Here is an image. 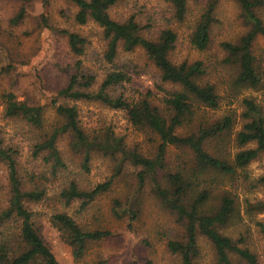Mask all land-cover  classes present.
I'll use <instances>...</instances> for the list:
<instances>
[{"label": "trees", "instance_id": "1", "mask_svg": "<svg viewBox=\"0 0 264 264\" xmlns=\"http://www.w3.org/2000/svg\"><path fill=\"white\" fill-rule=\"evenodd\" d=\"M67 1L77 8L78 24L93 21L102 28L107 62L114 64L121 52L142 48L158 69L160 82L155 89L131 97L118 90L130 79L125 70L113 67L97 84L96 75L87 72L82 60H77L75 72L50 103L54 110L51 122L46 104L19 99L15 92H2L0 87L4 115L20 118L33 129V159L46 166L42 172L34 170L26 180L16 158L18 148L6 146L0 135V164L7 166L10 195L7 205L0 208V264H61L44 237L35 210L37 204L50 199L52 184H58L59 190L53 200L51 225L60 232L73 259L83 261L92 244L108 238L112 231L81 224L62 209L76 201L80 202L81 211L88 207L99 195L111 190L127 165L139 168L138 183L134 192L114 200L113 215L137 220L143 202L139 193L150 186L151 194L179 226L175 234L166 233L167 250L176 264H202V237L212 247L214 264H262L252 239L258 234L264 240V219L258 217L264 213V198L254 194L264 191V174L252 175L249 165L264 153V102L252 96L243 99L242 124L238 129L237 115L232 111L210 119L208 110L220 107L222 95L208 76V65L202 59L172 58L179 38L173 24L187 19L190 0H165L171 15L162 16L165 22L157 27L154 18L142 24L136 14L114 18L112 8L127 0ZM235 1L247 29L236 40L221 42L225 52L221 64L230 74V88L235 93L243 88L264 93V63L253 49L258 36L264 37V0ZM24 15L22 8L13 23ZM215 21L211 6L197 19L189 35L192 48L202 52L209 49ZM61 32L74 55L85 53L89 42L86 36L66 29ZM2 34L0 19V60L4 64L2 71H8L12 64L8 63ZM79 101L124 111L132 125L151 130L159 140L153 156L130 148L125 137L111 127L85 126ZM63 138L67 139L69 150L82 157L85 170L89 171L94 153H99L115 161L114 175L93 188L83 187L75 176L67 174L69 166L59 146ZM170 147L178 150L175 168L169 161ZM234 148L237 150L233 153ZM107 263L104 259L92 264Z\"/></svg>", "mask_w": 264, "mask_h": 264}, {"label": "rangeland", "instance_id": "2", "mask_svg": "<svg viewBox=\"0 0 264 264\" xmlns=\"http://www.w3.org/2000/svg\"><path fill=\"white\" fill-rule=\"evenodd\" d=\"M214 7L215 24L212 33V43L208 50L199 51L190 46L189 35L197 19L209 7ZM25 8V15L18 23H13L14 16ZM77 8L67 0H0V19L3 24L2 43L9 53L8 63L12 68L2 71L0 60L1 91H13L19 99L28 98L33 103L46 104L48 121L54 118L51 101L59 88L63 87L72 73L75 72L77 60H82L87 72L95 74L99 84L105 73L113 67L125 70L130 79L120 92L128 96H139L140 93L155 89L160 82L159 71L148 58L142 48L131 52H121L114 64L104 58L106 41L103 31L95 22L78 24L75 21ZM114 18L123 19L136 14L142 24H147L149 18H154L157 27L165 20L162 16H170V6L165 0H127L111 10ZM264 18V8L261 10ZM50 25V27L47 26ZM173 28L178 33V41L172 58L176 61L202 59L208 65V76L217 84L222 95L220 107L208 110L210 119L218 118L228 112L237 115L241 127L243 99L256 97L264 102V93L253 88H243L235 93L230 88L231 77L221 61L225 52L221 47L223 41H234L245 31L246 26L240 18V8L235 0H190L189 14L182 22H175ZM62 29L76 31L89 40L85 53L74 55L69 48ZM254 52L264 63V37L258 36L254 43ZM7 53V51L5 50ZM7 53V54H8ZM5 63V62H4ZM80 115L85 126L90 128L111 127L117 134L123 135L130 148H135L146 156L152 157L159 143L158 137L151 130L132 125L124 111L110 109L100 103L79 101ZM0 135L6 146L18 148L16 158L21 162V172L29 180V174L34 170L42 172L46 166L35 161L32 156L33 129L20 118H7L4 115V104L0 98ZM70 171L67 174L75 176L85 188H93L98 183L105 182L115 173V161L99 153H94L89 163V171L81 163L82 157L69 150L67 139L60 141ZM237 149H233V153ZM178 150L169 149V161L172 168L177 164ZM138 167L127 165L123 174L116 177L111 190L99 195L88 207L81 211L80 202L76 201L68 207L56 202L62 210L74 215L81 224L95 226L112 231L108 238L95 242L90 247L83 261L73 259L69 246L60 237V232L50 222V215L55 212L54 201L59 190L58 184H52L48 191L50 199L35 206L38 220L41 221L43 234L47 243L57 255L61 264H92L99 260H108L107 264H176L167 250L166 233L175 234L179 226L174 222L171 213L162 207L151 194L147 186L139 196L142 197V208L139 218L130 221L129 218L118 219L113 215L112 207L118 197L134 192L137 185ZM252 175L264 174V153L249 165ZM9 181L7 166L0 164V208L5 207L9 199ZM229 187V185L227 186ZM264 198V191L255 192ZM56 201V200H55ZM264 219V213L258 215ZM132 222V227L129 223ZM254 248L257 250L261 263L264 264V240L253 236ZM202 264H214L212 247L205 238L200 239Z\"/></svg>", "mask_w": 264, "mask_h": 264}]
</instances>
